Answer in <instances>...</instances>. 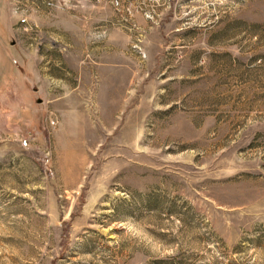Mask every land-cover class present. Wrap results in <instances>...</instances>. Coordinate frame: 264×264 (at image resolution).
<instances>
[{"label":"rangeland","instance_id":"1","mask_svg":"<svg viewBox=\"0 0 264 264\" xmlns=\"http://www.w3.org/2000/svg\"><path fill=\"white\" fill-rule=\"evenodd\" d=\"M8 0L0 264H264V0Z\"/></svg>","mask_w":264,"mask_h":264},{"label":"crops","instance_id":"2","mask_svg":"<svg viewBox=\"0 0 264 264\" xmlns=\"http://www.w3.org/2000/svg\"><path fill=\"white\" fill-rule=\"evenodd\" d=\"M7 5L8 0H0V96L6 95L18 64L16 45L9 39L5 25L9 17Z\"/></svg>","mask_w":264,"mask_h":264},{"label":"built area","instance_id":"3","mask_svg":"<svg viewBox=\"0 0 264 264\" xmlns=\"http://www.w3.org/2000/svg\"><path fill=\"white\" fill-rule=\"evenodd\" d=\"M113 5H115L117 7V6H119V2L117 0H114Z\"/></svg>","mask_w":264,"mask_h":264}]
</instances>
